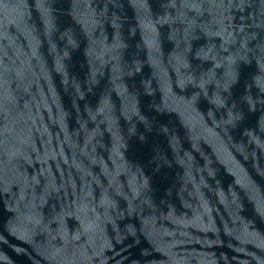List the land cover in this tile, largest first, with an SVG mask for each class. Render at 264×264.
<instances>
[{
    "label": "water",
    "instance_id": "1",
    "mask_svg": "<svg viewBox=\"0 0 264 264\" xmlns=\"http://www.w3.org/2000/svg\"><path fill=\"white\" fill-rule=\"evenodd\" d=\"M0 264H264V0H0Z\"/></svg>",
    "mask_w": 264,
    "mask_h": 264
}]
</instances>
